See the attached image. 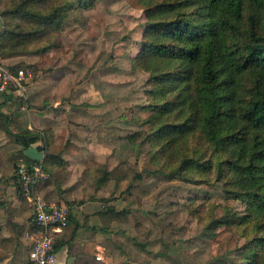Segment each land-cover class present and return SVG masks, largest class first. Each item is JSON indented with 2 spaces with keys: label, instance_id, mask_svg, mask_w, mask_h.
<instances>
[{
  "label": "rangeland",
  "instance_id": "obj_1",
  "mask_svg": "<svg viewBox=\"0 0 264 264\" xmlns=\"http://www.w3.org/2000/svg\"><path fill=\"white\" fill-rule=\"evenodd\" d=\"M20 3L0 0V39L4 24L18 22L2 14ZM71 16L61 31L0 57V67L27 75L23 91L0 96V110L9 105L18 119L42 120L43 130L34 131L49 133L47 153L61 161L57 171L48 169L45 183L70 213H84L86 226L91 215L81 208L99 205L100 231L109 236L110 253L120 255L121 264H245L243 228L210 229L228 211L245 214L224 181L195 170L173 182L156 173L170 172L176 163L144 140L151 115L149 74L132 67L147 29L144 11L131 0H97ZM39 145L47 147L46 136ZM21 151L14 154V178L18 165L26 163ZM210 155L208 150L204 156ZM104 173L108 179L100 185ZM118 181L129 192L116 194ZM114 193L120 194L116 201ZM36 196H42L38 188Z\"/></svg>",
  "mask_w": 264,
  "mask_h": 264
},
{
  "label": "trees",
  "instance_id": "obj_2",
  "mask_svg": "<svg viewBox=\"0 0 264 264\" xmlns=\"http://www.w3.org/2000/svg\"><path fill=\"white\" fill-rule=\"evenodd\" d=\"M96 2L46 0L48 5L43 7L42 0H21L2 14L18 22L4 24L0 57L14 53L30 39L37 41L61 31L74 10ZM131 2L147 19L142 49L132 59L134 70L149 74L151 87V104L146 107L151 115L145 121L149 133L144 140L176 163L170 172L156 173L172 182L188 178L189 170L216 174L224 181L226 193L243 202L245 214L228 211L211 223L210 229L243 228L248 241L244 263L264 264V0ZM15 123L0 111V127L22 147L21 156L37 147L46 152L43 165L47 171H57L61 161L47 153L49 133H14L8 125L12 128ZM44 135L48 145L40 147ZM208 150L211 155L207 159ZM25 161L40 163L30 158ZM107 174L100 185L107 181ZM14 179L22 195L20 181L17 176ZM124 192H129V187L118 181L115 193ZM115 193L113 201L120 198ZM72 221L70 213L69 223ZM66 229L57 236L55 251L71 242L62 239ZM33 230L37 233L39 228L34 225Z\"/></svg>",
  "mask_w": 264,
  "mask_h": 264
},
{
  "label": "crops",
  "instance_id": "obj_3",
  "mask_svg": "<svg viewBox=\"0 0 264 264\" xmlns=\"http://www.w3.org/2000/svg\"><path fill=\"white\" fill-rule=\"evenodd\" d=\"M14 94V92H9L4 96ZM8 106L4 105L0 111L3 115L16 120L14 126H17L19 131L43 130L42 120L38 117L28 121V117L22 115L18 119L17 115L9 113ZM11 124L13 125L12 121ZM10 125L8 128L11 131L19 133L15 127L11 128ZM20 150L22 147L0 128V264H33L30 261L36 234L33 230V209L29 198L18 192L14 179L15 163L13 158L14 154ZM24 155L25 157L22 156L24 160L30 158L43 163L46 152L32 147L25 150ZM45 182L38 187L41 197L51 204L66 206L65 200L59 199L57 191ZM98 206L91 204L81 208L91 215L88 218L87 226L84 213L82 214L78 210L71 212L73 221L69 223L62 237L64 241L71 239V242L56 251L58 264H121L123 262L120 255L110 253L109 236L100 231L102 223L96 215ZM113 238L117 237L113 236ZM97 256H101L103 260L97 261Z\"/></svg>",
  "mask_w": 264,
  "mask_h": 264
},
{
  "label": "built area",
  "instance_id": "obj_4",
  "mask_svg": "<svg viewBox=\"0 0 264 264\" xmlns=\"http://www.w3.org/2000/svg\"><path fill=\"white\" fill-rule=\"evenodd\" d=\"M27 81L24 70H12L0 67V96L9 92H21ZM22 191L31 202L33 209V224L39 228L35 234L34 245L30 253L33 264H58L55 251L57 236L68 227L70 211L65 206L49 204L45 199L36 196L37 188L47 181L50 173L43 163H21L16 169ZM102 261L101 256L96 257Z\"/></svg>",
  "mask_w": 264,
  "mask_h": 264
}]
</instances>
